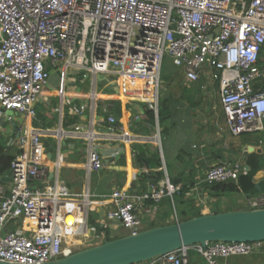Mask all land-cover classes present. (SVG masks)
Instances as JSON below:
<instances>
[{
    "label": "built area",
    "instance_id": "obj_1",
    "mask_svg": "<svg viewBox=\"0 0 264 264\" xmlns=\"http://www.w3.org/2000/svg\"><path fill=\"white\" fill-rule=\"evenodd\" d=\"M165 57L185 83L218 84L233 137L264 130V0H0V109L25 121L10 164L12 187L6 191L0 185V262L43 264L78 252L88 230L95 232L89 226L93 206L106 203L87 193L69 194L58 163L53 182H47V149L34 123L51 70L62 73L63 84L71 74L93 79L92 114L99 77L118 90L127 81L139 82L150 94L131 96L156 113ZM86 108L73 106L70 112L79 117ZM106 118L114 126L115 118ZM102 167L91 149L86 169ZM245 173L243 164H218L205 172L203 182H236ZM36 181L44 187H34ZM177 191L168 181L141 198L115 189L108 197L113 208L104 218L134 236L141 232L139 202H159ZM249 207L264 209V199ZM262 244L216 242L194 249L206 264H231L229 259L253 255ZM188 249L156 260L189 264Z\"/></svg>",
    "mask_w": 264,
    "mask_h": 264
},
{
    "label": "crops",
    "instance_id": "obj_2",
    "mask_svg": "<svg viewBox=\"0 0 264 264\" xmlns=\"http://www.w3.org/2000/svg\"><path fill=\"white\" fill-rule=\"evenodd\" d=\"M55 71L51 73L42 99L36 106L34 123V129L36 128L35 130L42 135L46 149L50 150V157L47 153L45 163L49 168L47 182H53L52 168L58 163L60 183L67 188L69 194L87 193L92 201L106 200V203L100 206H93L92 214L96 217L95 222L105 231L108 230L111 240L129 235V231L122 228L118 222L104 218L105 213L113 208L108 197L115 189H123L141 198L159 188L163 182L170 183V179L182 182L175 187L178 191L182 184L194 181L195 187L188 196H194L195 206L200 209L201 215L214 214L218 208L225 210L232 206L235 208L232 211H248L250 201L264 199V192L258 190L249 195L239 189L219 197L202 192L205 172L212 166L245 164L243 150L241 157L235 156V151L227 143L230 133L223 124L220 100L216 92L217 83L211 86L215 100L209 107L203 106L202 102L204 89H206L204 83L207 84L208 81L187 84L181 80L178 85L177 81H174L171 86L167 85L168 89L162 83L163 90L160 91L157 101V116L154 112L155 123L150 126L144 121L145 116L137 105L136 100H141L131 96L150 94V90L141 86L139 82L127 81L125 89L110 92L106 81L98 79L95 111L92 114L89 109L93 79H83L81 74H71L69 80L65 78L63 84L62 77H59L57 73L58 70ZM101 83L103 86L100 91H97ZM163 98L170 99V114L165 123L164 133L158 118V105ZM113 100L120 102L119 120L109 111L112 107L110 102ZM82 105L89 108H86L83 115L78 117L79 120L75 125L64 128L63 119L66 110L74 116L70 112L71 108ZM38 111L49 122L54 123L53 127L46 130L40 128ZM202 113L204 114L203 122L198 118V115L202 116ZM107 115L115 118L114 126L107 123ZM91 120L94 122L92 126ZM24 126L25 121L22 116L11 112L5 113L0 109V185L6 191L12 187L9 179L10 164L18 154L17 142ZM76 126H80L82 131H76ZM257 135V138L244 145L242 149L253 148L264 157V130ZM169 140L171 145L167 144ZM133 145L148 146L151 152L158 151L162 164L161 170L164 173L161 182L156 185L151 184L148 180L149 171L140 167L136 161ZM91 149L97 152L102 160L103 167L99 171L89 172L86 169L87 155ZM253 182L255 185L264 183V169L255 175ZM32 185L44 187L45 183L36 181ZM174 194L163 197L159 202L152 200L139 202L137 208L141 219L140 231L181 221L178 216L181 207L179 202H174L172 198ZM99 212L103 213L102 218L99 217ZM87 233V237L81 240V247L86 245L85 242L95 241L103 244L107 237L104 231L98 232L96 228L95 232L88 230ZM188 255L189 264H205L194 247L188 249ZM228 261L231 264H264V243L259 251L250 257L231 258ZM142 264H159V262L155 259Z\"/></svg>",
    "mask_w": 264,
    "mask_h": 264
},
{
    "label": "water",
    "instance_id": "obj_3",
    "mask_svg": "<svg viewBox=\"0 0 264 264\" xmlns=\"http://www.w3.org/2000/svg\"><path fill=\"white\" fill-rule=\"evenodd\" d=\"M253 150L247 148L248 153ZM47 153L50 157L49 149ZM245 170L249 167L245 166ZM257 190L264 192V183L258 184ZM98 215L103 217V213ZM216 242L264 243V209L201 215L107 241L43 264H142L175 251L196 246L205 248L206 244Z\"/></svg>",
    "mask_w": 264,
    "mask_h": 264
},
{
    "label": "trees",
    "instance_id": "obj_4",
    "mask_svg": "<svg viewBox=\"0 0 264 264\" xmlns=\"http://www.w3.org/2000/svg\"><path fill=\"white\" fill-rule=\"evenodd\" d=\"M180 77H181V72L178 69L176 72L169 71L168 75L162 76L161 74V79L162 78L166 79L165 81H168L169 82L168 85L170 86L174 83V81H177L176 84L178 85V83H180L181 81ZM106 86L108 88L109 86L112 85H107V81H106ZM112 87L114 88V90L118 91L117 86H112ZM197 89L200 90L199 87H197ZM136 101H138L137 105L139 106V109H141L143 115L145 116L144 121L148 123L150 126H153L155 123L154 111L150 110L145 103L139 100ZM110 104L112 107L109 111L113 113V115L117 120H119L121 116L120 102L118 100H113L110 102ZM169 112H170V99L163 98L162 100H160L158 105V118L163 133H164L166 120L168 119V116L170 114ZM37 115L39 118L40 128L46 130L48 128L53 127L54 123L49 122L47 118L41 115L40 111H38ZM78 120H79L78 117L71 116L66 110L63 119V127L68 128L71 125H75ZM133 150L135 153L136 161L140 165V167L145 168L149 171L148 180L151 182V184L156 185L159 182H161L164 178V173L161 170L162 164L158 151L151 152L148 146H141V145H133ZM244 157H245L244 165L248 166L249 170L246 171L245 174H241L236 182L229 181L226 183H219L213 185L204 184L202 186V192H207L209 195L213 194L216 197H219L223 194L233 193L240 189L241 191H244L249 195L253 194L257 190V185L254 184L253 179L259 171L264 169V157L255 150H253V152L245 153ZM181 183L182 182L180 180L170 179V184L174 187H177ZM194 187H195L194 181H190L189 183L182 184L178 193L174 194L172 197L174 202L175 203L179 202V205L181 207L180 208L181 211L178 215L179 218L181 219L180 222L201 216L200 209L195 206L194 196L193 195L188 196L189 194H191V191L194 189ZM215 213H220V212H215ZM97 230L98 232L104 231L107 234L105 242L112 241L108 236L109 234L108 230L105 231L102 227H99ZM248 257L250 256L235 257V258L244 259Z\"/></svg>",
    "mask_w": 264,
    "mask_h": 264
},
{
    "label": "rangeland",
    "instance_id": "obj_5",
    "mask_svg": "<svg viewBox=\"0 0 264 264\" xmlns=\"http://www.w3.org/2000/svg\"><path fill=\"white\" fill-rule=\"evenodd\" d=\"M169 71L176 72L177 71V68H175L173 66L171 60L168 57H165L164 58L163 65H162V76L168 75ZM54 72H56V71L55 70H51V73H54ZM57 73L59 74V77L60 76L62 77V73H60L59 71H57ZM69 77H70V75H67L66 76V80L67 81L69 80ZM165 80L166 79H163L162 78L161 79V82L163 83V86L166 87V89H168V86L167 85H168L169 82L168 81H165ZM213 84H216V82L215 81H212V80L211 81H208L207 84L204 83L206 89H204V98H203L202 102H203V106H205V107H209L210 103L214 102V100H215V97H214L213 92H212V89H211V86H214ZM102 86H103L102 83L100 85H98L97 91H100V89H101ZM107 89L110 92H115V90H114V88L112 86H109ZM162 90L163 89H161V92H162ZM208 90H210V91H208ZM207 91H208V93H207ZM216 92H218V99H219V89H217ZM207 110H208V108H207ZM205 112L207 113V111H205ZM222 114H223V112H222ZM203 116H204L203 113H202V116L198 115V118L201 119L202 122L204 121ZM222 120H223V124L225 125V127H227V125L225 123L224 114L222 115ZM231 136L232 135L229 134L227 143L229 144V146L231 147V149H233L235 151V156L241 157L242 156L241 155V151L242 150H243V153L244 154L247 153L246 152L247 150L242 149L244 147V145H246L247 143H251V140L257 138L258 135L257 134H250V135H242L240 137H233V136L231 137ZM168 143H169V145H171V140H169L167 142V144ZM232 209H235V208H233V206L232 207H229V208H227L225 210L224 209H221V208H218L217 209V212L222 213V212H225V211H232ZM95 219H96V217L93 214H91L90 215V218H89V226H94L95 228L98 229L100 227V225L95 222L96 221ZM85 244H84L85 246L79 248V251L80 250L87 249L89 247H93V246H96V245H100V244H102V242H97L96 243L95 241H93V242H85Z\"/></svg>",
    "mask_w": 264,
    "mask_h": 264
}]
</instances>
